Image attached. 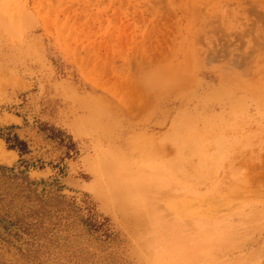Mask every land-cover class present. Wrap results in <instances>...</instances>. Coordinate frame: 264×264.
<instances>
[{
	"label": "rangeland",
	"instance_id": "rangeland-1",
	"mask_svg": "<svg viewBox=\"0 0 264 264\" xmlns=\"http://www.w3.org/2000/svg\"><path fill=\"white\" fill-rule=\"evenodd\" d=\"M0 264H264V0H0Z\"/></svg>",
	"mask_w": 264,
	"mask_h": 264
}]
</instances>
